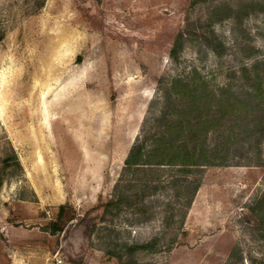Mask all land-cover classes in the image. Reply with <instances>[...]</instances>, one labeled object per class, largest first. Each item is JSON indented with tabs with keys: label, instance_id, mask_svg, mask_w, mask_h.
Here are the masks:
<instances>
[{
	"label": "rangeland",
	"instance_id": "374dc122",
	"mask_svg": "<svg viewBox=\"0 0 264 264\" xmlns=\"http://www.w3.org/2000/svg\"><path fill=\"white\" fill-rule=\"evenodd\" d=\"M262 197L264 0H0V264H264Z\"/></svg>",
	"mask_w": 264,
	"mask_h": 264
},
{
	"label": "trees",
	"instance_id": "16d2710c",
	"mask_svg": "<svg viewBox=\"0 0 264 264\" xmlns=\"http://www.w3.org/2000/svg\"><path fill=\"white\" fill-rule=\"evenodd\" d=\"M176 52L177 49L175 45L171 49V55L174 56ZM189 94V97L192 98V93L189 92ZM166 98H168L167 95ZM160 116L161 119L167 122L168 117L165 111H163ZM181 127L182 120L179 119L176 122L174 120H170V122H168V124L166 125L160 124L155 129L152 128L145 131L142 138L140 140H136L129 149L128 154L124 160V167L127 169H131L143 166L150 167L153 165L166 163L178 165V169L181 172H190L193 167L206 165L205 160L203 159V157H205V154L202 149L198 150V148H196V144H194L195 147L192 152L188 150L187 145L192 139V136L190 134V131L183 130ZM198 187L199 182L194 185L193 190L190 193H187L185 191L187 186L184 187L182 194L180 193V195H184L185 197V207H188L190 205L193 198V194L198 189ZM120 199V196L116 198V200ZM112 205V201L107 202L105 205V210H108V208ZM250 209L252 212H259L264 210V197L255 201ZM62 210L63 206H60L59 214L62 212ZM55 229H53V231ZM140 247L144 246L131 247L130 256H132L134 251ZM116 256L119 259L122 258V255L120 254H116ZM131 263L132 261H129L128 263L121 262L120 264Z\"/></svg>",
	"mask_w": 264,
	"mask_h": 264
},
{
	"label": "built area",
	"instance_id": "2783aa9c",
	"mask_svg": "<svg viewBox=\"0 0 264 264\" xmlns=\"http://www.w3.org/2000/svg\"><path fill=\"white\" fill-rule=\"evenodd\" d=\"M58 262H59V260H58Z\"/></svg>",
	"mask_w": 264,
	"mask_h": 264
}]
</instances>
